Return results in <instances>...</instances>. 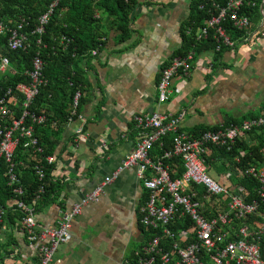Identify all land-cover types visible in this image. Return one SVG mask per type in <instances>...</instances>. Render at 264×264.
Here are the masks:
<instances>
[{
	"label": "crops",
	"instance_id": "crops-1",
	"mask_svg": "<svg viewBox=\"0 0 264 264\" xmlns=\"http://www.w3.org/2000/svg\"><path fill=\"white\" fill-rule=\"evenodd\" d=\"M140 2L134 11L131 37L116 42L112 32L107 46L93 55L92 69L85 70L90 84L82 92L86 103L58 142L53 179L62 188L55 202L37 213L36 221L43 226L57 227L63 212H69L122 167L139 140L135 116L184 112L180 130L194 136L200 128L219 129L264 112L261 36L246 45L223 49L218 60L212 49L197 52L195 48L190 72L174 78L170 100L160 103L157 85L161 70L182 48L183 26L194 0ZM263 16L262 12L260 25ZM212 161L210 169L214 171L228 165ZM259 170L264 171V164ZM146 198L138 167L121 169L99 200L86 205L75 218L68 243L58 246L50 264H122L132 260L153 234L140 223ZM12 205L4 209L0 220V264L35 263L38 251L26 240ZM263 216L260 211L255 214L251 226L257 228Z\"/></svg>",
	"mask_w": 264,
	"mask_h": 264
},
{
	"label": "built area",
	"instance_id": "built-area-1",
	"mask_svg": "<svg viewBox=\"0 0 264 264\" xmlns=\"http://www.w3.org/2000/svg\"><path fill=\"white\" fill-rule=\"evenodd\" d=\"M57 2L54 0L47 12L38 19L37 34L43 32ZM256 6L257 0H226L224 3L203 0L200 9L205 12L204 22L198 26L194 25L195 22L188 25L186 36L192 38L195 44L213 39L216 45L212 50L216 53L225 48L246 45L259 36L264 38V25L255 28L244 11ZM228 25L238 33L236 37ZM21 27L19 25L10 30L7 49H25L27 38L20 33ZM195 48L193 45L185 55L172 57L161 70L157 85L160 103L170 100L174 78L190 72L196 56ZM97 53L93 51V55ZM42 69L43 62L36 54L31 59V68L23 73L27 82L0 90V160L4 158L10 164V184L17 182L12 174L11 159L20 140H26L25 147L31 146L41 152L36 147L37 140L32 136V126L27 124L26 119L29 117L32 123L37 124L45 120L43 116L28 112L40 86L44 84ZM9 71L13 72L9 59L1 56L0 74ZM81 98L82 93L78 91L73 99L70 121L77 116ZM15 108L21 111L19 116ZM184 116V112L172 115L157 111L135 116L139 140L134 151L126 157L117 172L87 193L69 212H63L57 227H46L36 221L34 201L30 204L18 201L16 207L22 213L20 223L25 238L39 254L37 261L30 264H50L58 246L68 243L73 222L82 214L83 208L98 201L104 193V187L116 178L121 169L128 167H138V177L147 192L146 201L140 209V223L153 234L132 260L127 259L122 264H264L258 243L264 235V216L257 228L250 224V219L259 213L264 203V171L259 170L260 166L245 171H226V178L238 175L258 180L256 197L248 201V193L242 186L235 185L230 189L219 184L208 174L206 164L210 146L231 151L233 145L245 140L249 132L263 128L264 112L258 117L204 131L199 136L180 130ZM78 132H82V129ZM169 134L173 137L171 149L165 150L159 157H153L151 151L155 145ZM173 157H180L183 162L185 171L180 177H173L170 167L165 163ZM45 160L52 164L54 157L48 156ZM35 169L39 178H42V170L39 167ZM13 192L21 194L19 188ZM3 215L4 208L0 205V220Z\"/></svg>",
	"mask_w": 264,
	"mask_h": 264
},
{
	"label": "trees",
	"instance_id": "trees-1",
	"mask_svg": "<svg viewBox=\"0 0 264 264\" xmlns=\"http://www.w3.org/2000/svg\"><path fill=\"white\" fill-rule=\"evenodd\" d=\"M54 0H0V24L3 32L0 33V57L6 56L10 61L13 72L0 74V90L14 87L20 83H26L23 75L25 70L31 68V59L38 54L43 62L42 79L44 84L40 86L38 94L28 108V112L34 116H43L44 122L32 123L28 117L27 124L32 126V136L37 140L36 148L25 147V139L14 149L11 159L13 165L12 174L17 182L9 183V163L4 158L0 160V205L5 209L9 203L17 209L18 201L30 204L34 201V211L37 214L42 208L55 202L61 191L59 181L53 179L56 168L55 156L62 139L65 128L70 122L71 107L75 94L81 93L88 87V69H92L91 63L95 59L93 51L101 52L110 40L112 32L115 33L114 41L124 42L132 34L133 15L141 4L140 0H58L52 13L49 15L43 32L39 35L35 32L38 19L45 14L49 5ZM224 3L226 0H219ZM264 0H257L255 8L245 9V13L251 18L255 28H258L262 19L261 6ZM203 0H194L191 14L183 28L184 42L182 48L174 56L185 55L193 45L197 46V52L215 48V41L208 39L206 42L195 44L192 38L186 36L185 29L188 25H202L205 12L200 9ZM21 25L20 33L27 38L26 47L23 50L7 49V41L10 30ZM235 37L238 33L228 25ZM39 42V43H38ZM221 56L217 53L215 59ZM1 93V91H0ZM86 99L81 98L77 110L80 115ZM104 104L103 99L99 108ZM16 114L20 115V110ZM77 116L73 117L74 120ZM234 121L232 123H239ZM229 123L225 124L228 125ZM218 128H200L194 136H198L207 130ZM172 135L169 134L157 143L151 151L153 157L161 156L165 150L172 147ZM162 143V145H161ZM242 152L244 155H242ZM53 156L54 162L48 164L46 157ZM226 161L227 166L222 170L224 186L230 189L235 185L242 186L249 194L247 200H252L256 195L258 180L254 177H230L226 178V171H245L251 167H259L264 164V127L255 129L247 134L245 140L237 141L231 151L216 146L209 147L206 156V164L213 166L212 160ZM173 177H180L185 169L180 157H173L165 162ZM36 167L42 170L43 177L39 178ZM19 188L21 194H15L14 189ZM146 199H144L145 201ZM143 201V202H144ZM260 214H264V203L260 207ZM256 217V216H255ZM258 219V217H256ZM260 220V218H259ZM260 249L264 259V235L260 240ZM134 258V257H133Z\"/></svg>",
	"mask_w": 264,
	"mask_h": 264
},
{
	"label": "rangeland",
	"instance_id": "rangeland-1",
	"mask_svg": "<svg viewBox=\"0 0 264 264\" xmlns=\"http://www.w3.org/2000/svg\"><path fill=\"white\" fill-rule=\"evenodd\" d=\"M215 167H216V165H215ZM215 169L212 167V169H210L209 171H208V174L215 180V181H217L219 184H221V185H224L223 184V177H221L220 175H221V173L220 172H222V171H214ZM219 174V175H218Z\"/></svg>",
	"mask_w": 264,
	"mask_h": 264
},
{
	"label": "water",
	"instance_id": "water-1",
	"mask_svg": "<svg viewBox=\"0 0 264 264\" xmlns=\"http://www.w3.org/2000/svg\"><path fill=\"white\" fill-rule=\"evenodd\" d=\"M262 11L264 12V6L261 7ZM263 20H264V16H263ZM264 24H262L263 26Z\"/></svg>",
	"mask_w": 264,
	"mask_h": 264
}]
</instances>
